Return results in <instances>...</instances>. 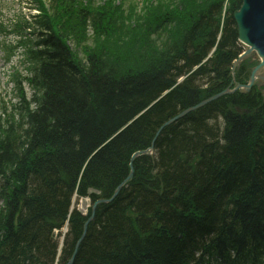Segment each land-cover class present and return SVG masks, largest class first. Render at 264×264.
I'll return each instance as SVG.
<instances>
[{
  "label": "trees",
  "instance_id": "1",
  "mask_svg": "<svg viewBox=\"0 0 264 264\" xmlns=\"http://www.w3.org/2000/svg\"><path fill=\"white\" fill-rule=\"evenodd\" d=\"M47 1L29 18L0 8L5 58L19 48L27 72L0 114V264H55L65 225L56 264L76 246L72 264H264V91L165 125L247 82L255 62L231 72L241 0ZM130 171L79 242L90 211L69 212L73 196L109 199Z\"/></svg>",
  "mask_w": 264,
  "mask_h": 264
},
{
  "label": "water",
  "instance_id": "2",
  "mask_svg": "<svg viewBox=\"0 0 264 264\" xmlns=\"http://www.w3.org/2000/svg\"><path fill=\"white\" fill-rule=\"evenodd\" d=\"M232 17L236 25L239 44L244 48L243 54L233 64V67H235L237 63H239L242 60H245L247 57H249L252 54L255 59L259 60V64L256 67H254V69L252 70L247 84L246 85H236V87L232 90L226 89L225 91L217 95H214L205 101L200 102L196 106L181 112L180 114L176 115L174 118L170 119L165 125L171 124L179 120L186 114L194 110H197L203 107L204 105H206L207 103L212 102L224 95L234 93L237 90L248 92L257 79H261L262 81H264V0H241L240 7L238 8V10H236L233 13ZM260 70H263V71L259 73ZM152 153H153V147H150L146 151L137 152L132 156L131 162L140 155L150 156ZM131 177H132V172L130 171L125 181H123L115 189L114 191L115 195L120 191L121 187L129 179H131ZM109 202L110 200H100L94 204V206L91 208L90 217L84 224L83 235L79 239V242L82 240L84 236L87 224L91 221L93 217L96 205L97 204H107ZM76 249H77V246L75 247V250ZM75 253L73 254V256L75 255ZM73 256L71 257V259L69 260L67 264H72Z\"/></svg>",
  "mask_w": 264,
  "mask_h": 264
},
{
  "label": "rangeland",
  "instance_id": "3",
  "mask_svg": "<svg viewBox=\"0 0 264 264\" xmlns=\"http://www.w3.org/2000/svg\"><path fill=\"white\" fill-rule=\"evenodd\" d=\"M107 0H94L95 3L100 4L101 2H104ZM117 3H121V0H115ZM157 4V0H154ZM174 4H172V6L175 7V9H179L180 8V3L181 0H172ZM196 1V2H195ZM209 0H185V3H187L190 7H195V11L199 10L200 8L202 9V6L205 5V3H207ZM168 0H160L158 1V3L161 4H165L167 3ZM228 3H230V0H225V6L227 7ZM122 5H124V7L126 8L127 6H130L132 9H135L137 12L142 11L143 9V3L142 0H122ZM25 5H22V7ZM14 8H18V7H14ZM14 10V9H13ZM29 11L28 8L27 10L25 9V12ZM34 13V12H32ZM224 17V15H223ZM90 36V31L89 33ZM70 46L72 47V45L70 44ZM73 49V48H72ZM210 56V55H209ZM253 56H250L248 60L251 61V64L253 62H255ZM3 56L2 53H0V114L3 108H7L10 109L12 104H15L18 99L16 97V92L14 91V85L12 84V80L9 78V75L13 73V71H18L20 74L25 73L24 71V67L22 64H18L16 63V58H14L12 60V62L10 63H3ZM256 65V64H255ZM255 65L253 64V66L250 69V72L253 70V67H255ZM263 70H260L259 73H261ZM183 79L181 78L178 82H181ZM255 87V91H258L260 93H263L264 91V81H262L261 79H257L254 83ZM24 91L27 94V97L30 96V93L28 91V87L25 85V83H23L22 85ZM81 203H84V205L86 206H90V202L87 200H82L77 202L76 199L73 200V207H76L77 210L81 209ZM87 208V207H86ZM87 210V209H85ZM84 213V211H81ZM62 235V234H61Z\"/></svg>",
  "mask_w": 264,
  "mask_h": 264
},
{
  "label": "bare ground",
  "instance_id": "4",
  "mask_svg": "<svg viewBox=\"0 0 264 264\" xmlns=\"http://www.w3.org/2000/svg\"><path fill=\"white\" fill-rule=\"evenodd\" d=\"M122 187H123V186H122ZM122 187H121V188H122ZM120 190H121V189H120ZM117 195H118V193L115 195L114 192H113V194L109 197V199H104V200H110V202H112V201L117 197ZM110 202H109V203H110ZM71 203H73V200H71ZM107 204H108V203H107ZM70 206H72V204H71ZM70 209H71V207H70ZM82 210H83V211L85 210L84 207H83ZM69 212H70V210H69ZM63 238H64V237H63ZM60 241L63 243V239H61ZM75 251H76V250L74 249L73 254L75 253ZM76 252H77V251H76ZM73 254H72V255H73ZM58 258H59V254H58V256H56V261H55L56 263H58ZM73 258H74V256H73ZM56 263H55V264H56ZM67 263H68V262H67Z\"/></svg>",
  "mask_w": 264,
  "mask_h": 264
}]
</instances>
